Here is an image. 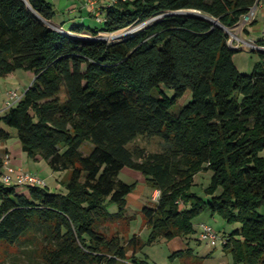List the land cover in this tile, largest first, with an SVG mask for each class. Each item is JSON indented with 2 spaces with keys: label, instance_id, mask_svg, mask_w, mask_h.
<instances>
[{
  "label": "trees",
  "instance_id": "1",
  "mask_svg": "<svg viewBox=\"0 0 264 264\" xmlns=\"http://www.w3.org/2000/svg\"><path fill=\"white\" fill-rule=\"evenodd\" d=\"M256 2L114 0L98 26L80 21L67 32L46 24L56 15L48 0H0V78L17 69L33 75L0 112V146L14 129L28 157L68 172L63 192L0 178V246L39 237L44 264H148L136 255L143 245L193 234L194 218L208 211L236 225L222 242L229 264H264V53L240 71L233 55L241 49L226 30ZM156 15L131 35H100ZM138 136L167 145L128 147ZM124 167L159 191L141 209L145 241L127 236V196L138 182L119 178ZM208 171L200 196L195 176ZM115 223L123 229L110 231Z\"/></svg>",
  "mask_w": 264,
  "mask_h": 264
},
{
  "label": "rangeland",
  "instance_id": "2",
  "mask_svg": "<svg viewBox=\"0 0 264 264\" xmlns=\"http://www.w3.org/2000/svg\"><path fill=\"white\" fill-rule=\"evenodd\" d=\"M53 4V7L56 10V15L52 21H46V24L49 26L67 31L69 25L75 22H84L91 26H98L103 19V15L98 13L97 16L88 17L83 16L82 13H94V11H102V7L113 2L114 0H94L93 7L88 6L87 0H80V6H76L71 13L68 12L70 7L69 0H48ZM181 13H194L198 14L196 11L182 10ZM81 14V15H80ZM87 17V19H84ZM161 15H156L153 18L139 23L127 28L121 29L114 33H101V37L112 41L122 38L127 35H131L151 22L160 18ZM242 29L241 24L236 27L237 33H240ZM229 33L230 39L229 44L236 36H238L236 31L231 29H226ZM252 59V54L250 52L238 51L233 55V61L239 66L240 71L244 73H249L246 64ZM248 70V71H246ZM33 75L31 72L26 71L24 69H17L14 72L1 77L0 78V112L1 109L4 108L5 101L7 98V92L9 90H16L18 92H23L32 82ZM180 108L179 104L173 106V111H178ZM11 130V137L8 138L3 144H7L13 150V155L15 159L18 161H23V168L26 170H33L40 177H44L47 183V187L52 192H63L65 191L64 182L67 180V171H53L49 164L44 160H35L33 158L28 157L26 154L25 157L21 158L18 155V151H21V146L16 136V131L14 129ZM166 143L159 137H144L138 136L131 143H129L128 147L139 146L145 149L147 152H158L166 147ZM80 150L83 154H88L92 150V144L88 141H85ZM4 155V154H3ZM39 172V173H38ZM209 175L208 172H199L195 176V184L192 187V190L196 192L198 195H203V187L209 183ZM119 178L127 183H132L137 181L138 184L142 181L143 176L140 172L131 169L129 167H124L120 173ZM57 184V185H54ZM148 190L152 188L146 185ZM141 192V191H140ZM144 194H139L138 189L134 190L131 194L127 196L129 200V204H127V214L135 215L131 220L130 229L127 233V236L130 237L133 234H137L140 238L145 241L149 234V229L145 226L141 209L147 203L152 205L156 202V195H151L149 191H144ZM117 207L115 204H111L109 206V211H116ZM207 223L212 226L216 238L213 239H200V231H201V223ZM193 224L195 226V232L187 237H179V241L184 243L185 247L191 248L189 255L185 254L182 257L170 258V255L178 248L175 243H177L176 239L166 240L164 238H159L151 244L143 245L137 252L136 255L138 258L144 259L148 264H229L231 262V257L229 254H226L222 250V242L224 238L232 231L235 224H229L222 218L218 216L211 217L208 211H204L200 213L197 217L194 218ZM110 231L114 230H122V224H111L109 227ZM41 238V237H40ZM43 247L44 244L40 241L39 237L33 240H26L21 243L20 247H5L0 246V264H44L43 262ZM130 254V251L128 252Z\"/></svg>",
  "mask_w": 264,
  "mask_h": 264
},
{
  "label": "crops",
  "instance_id": "3",
  "mask_svg": "<svg viewBox=\"0 0 264 264\" xmlns=\"http://www.w3.org/2000/svg\"><path fill=\"white\" fill-rule=\"evenodd\" d=\"M69 1H70V7H69L68 12H70V13L75 10V9H73L74 7L81 5V4H79L80 0H69ZM263 9H264V0H258L257 1V5L255 7L254 15H253L251 21L244 22L243 19L240 20V22L238 23V25L241 24V27H242V29L240 30V33H237V31H236V27L238 25L232 29V32L236 31L235 33H237L238 36H236V38L234 39L235 41H232V43L230 45L233 48H235V49H241L240 51H244V50L246 51L247 50V52H250L252 54V59H250L247 62V64H246V67L249 70V71L248 70H246V71H248V72L251 71L254 63L259 60V53H261V52L264 53V13H263ZM82 14H83V16L84 15L85 16L89 15L87 13L86 14L82 13ZM84 19H87V17H85ZM235 65L240 70L239 66L236 63H235ZM1 110L4 111L3 109H1ZM6 145L7 144H1V146H0V155L3 154V149L7 150V157H8L7 166L12 167V168H14L16 170L22 169V170H25V171H30L32 173H35V172H33L32 169L31 170L24 169L23 168V161L16 160L15 156L13 155L14 153H13L12 148L9 147V146H6ZM25 154L26 153L23 152V151L22 152L18 151V155L21 158L25 157L26 156ZM38 160H42V159H38ZM209 177H210V175H209ZM43 179L45 180L44 177H43ZM141 180L142 181L140 182V184H137L136 187H135V189L136 190L138 189V192H139V194L137 196H140V194H144L143 192L145 190L149 191L150 196L154 195V194L156 195L158 193V190H155V189L148 190L146 188V184L144 183V179L142 178ZM54 185H57V184H54ZM46 186H47V183H46ZM127 204H129L128 198H127ZM211 217H214V216H211ZM202 223H204V222H202ZM130 225H131V221H130V224H129V229H130ZM194 228H195V226H194ZM173 239L177 240V243H175V244L178 247H180V248H178L176 250H185L187 248V247L184 246V243L179 241L180 240L179 236H177V237H175ZM170 240H172V239H170Z\"/></svg>",
  "mask_w": 264,
  "mask_h": 264
},
{
  "label": "built area",
  "instance_id": "4",
  "mask_svg": "<svg viewBox=\"0 0 264 264\" xmlns=\"http://www.w3.org/2000/svg\"><path fill=\"white\" fill-rule=\"evenodd\" d=\"M258 1V0H257ZM94 0H87V3L89 6L93 7L94 4ZM257 5V2L249 9V11L243 15L242 19L244 22H248L251 21L253 15H254V11H255V7ZM98 13L100 15H102V11H94L95 16H99ZM263 13H264V9H263ZM98 19L100 20V18L98 17ZM22 92H18L16 90H9L7 92V98L5 101V105L3 110L8 109L9 107H11L12 105H14L16 102H18L21 97H22ZM7 162H8V157L7 155L4 157V170L3 172L0 174V178L1 181L6 184V185H16L18 187H22L24 185H38V186H45L46 182L43 178H41L40 176H38L35 173H32L30 171H25L22 169L16 170L12 167L7 166ZM159 195V191L156 194V200L158 198ZM201 231H200V239H215L217 236L212 228V226H210L207 223H201Z\"/></svg>",
  "mask_w": 264,
  "mask_h": 264
},
{
  "label": "water",
  "instance_id": "5",
  "mask_svg": "<svg viewBox=\"0 0 264 264\" xmlns=\"http://www.w3.org/2000/svg\"><path fill=\"white\" fill-rule=\"evenodd\" d=\"M177 12H181V10L177 11Z\"/></svg>",
  "mask_w": 264,
  "mask_h": 264
}]
</instances>
